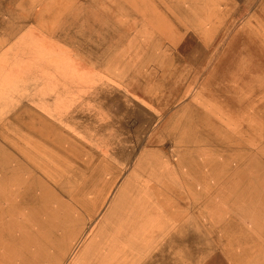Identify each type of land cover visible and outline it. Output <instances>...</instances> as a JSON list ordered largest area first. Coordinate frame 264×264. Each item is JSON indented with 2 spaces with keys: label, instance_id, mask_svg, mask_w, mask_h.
Here are the masks:
<instances>
[{
  "label": "rangeland",
  "instance_id": "obj_1",
  "mask_svg": "<svg viewBox=\"0 0 264 264\" xmlns=\"http://www.w3.org/2000/svg\"><path fill=\"white\" fill-rule=\"evenodd\" d=\"M263 102L264 0H0V264H264Z\"/></svg>",
  "mask_w": 264,
  "mask_h": 264
},
{
  "label": "bare ground",
  "instance_id": "obj_2",
  "mask_svg": "<svg viewBox=\"0 0 264 264\" xmlns=\"http://www.w3.org/2000/svg\"><path fill=\"white\" fill-rule=\"evenodd\" d=\"M243 32V31H242ZM247 34V32H245ZM244 34V32H243ZM258 38V37H257ZM253 40H254V37H253ZM171 55V54H170ZM183 84V83H182ZM257 86V85H256ZM205 89V88H204ZM256 91V90H255ZM220 95V94H219ZM238 101V100H237ZM264 103V102H263ZM263 108V107H262ZM244 112V111H243ZM31 146V145H30ZM34 149V148H33ZM44 157V156H43ZM199 157V156H198ZM70 182V181H69ZM65 185V184H64Z\"/></svg>",
  "mask_w": 264,
  "mask_h": 264
}]
</instances>
